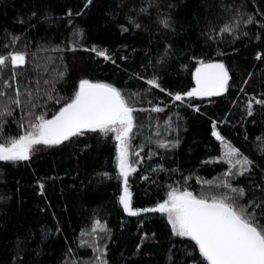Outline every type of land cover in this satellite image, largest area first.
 I'll list each match as a JSON object with an SVG mask.
<instances>
[{
	"label": "trees",
	"instance_id": "16d2710c",
	"mask_svg": "<svg viewBox=\"0 0 264 264\" xmlns=\"http://www.w3.org/2000/svg\"><path fill=\"white\" fill-rule=\"evenodd\" d=\"M131 2L133 0H94L93 5L85 7L86 0H0V52L6 50L3 47L7 43L5 29L9 32L27 29V39H21L16 45L18 50L26 45L29 53L28 63L17 67L21 87L25 78L33 85L39 79L43 90L47 87L44 80H50L57 71L67 70L65 78L54 85L59 90L60 103L54 100L43 103L47 96L37 99L40 110L46 109L49 117L73 94L78 80L84 76L116 82L130 92H140L144 108H148L149 101L163 103L169 99L168 93L133 76L135 71L143 73L140 64L151 59L164 87L173 91L188 90L195 86L194 71L199 63L192 57L221 58L216 53H222V58L234 71L235 82L230 81L228 93L187 98L190 103L200 104L199 112L180 101L162 112L151 108L143 111L138 106L135 114L143 127L132 141V160L137 162L139 144L144 145L142 155L153 147L161 155H152L151 159L146 156L135 173L130 174L133 205L147 206L166 198L170 185L190 187L197 193H215L230 165L226 160L214 158L228 151V141L257 160L258 173L264 172V164L258 159L264 156V145L255 139L264 132V109L254 104L256 111L251 115L245 109L250 93L264 94V60L255 57L256 51L264 52V32L257 31L258 25L243 24L241 28L249 32L247 36L220 32L225 23L234 20L238 11H264L258 8L260 0H176L175 33L158 24L155 10L150 17L147 14L140 17L141 28L128 23L129 31H122L120 24L126 23L123 13ZM140 2L135 0L137 4ZM169 2L160 0L162 5ZM68 8L74 13L83 8L84 12L70 18L64 15ZM37 9L40 16L48 18L37 22V18L32 17L30 23L34 27L21 23V17L29 21L30 11ZM110 12L113 14L109 15ZM69 19L73 21L71 25ZM76 26L84 29L79 42L88 47L71 48L70 32ZM253 33L261 39H255ZM165 41L174 44L179 51L168 58L166 67H161L159 56L165 54ZM93 46L108 48L115 53L117 62L113 64L100 57L98 51L92 50ZM44 67L49 71L44 72ZM147 68L153 71L151 65ZM10 74L11 69H6L5 77ZM245 79H248L246 85ZM146 87L151 91H143ZM20 116L21 109L17 107L15 117H9L5 125L6 134L22 131L17 124ZM169 116L180 125L181 144L175 149L159 148L145 139L146 136L155 139L157 121L161 135L174 138V133L165 135L163 132L164 121ZM24 119L27 121L26 116ZM216 129L226 137L225 141L214 135ZM117 151L118 142L113 135L92 134L73 137L58 146L38 145L27 161H0V197H3L0 199V264H9L18 251L24 253L21 260L26 257L28 264H82L99 255L92 244L97 234L99 243L107 245L106 255L111 264H163L168 251L183 264L185 249L190 252L195 241L190 237H175L163 214L133 216L123 211L118 200L123 181L118 178ZM157 162L164 165L162 171L156 169ZM105 172L111 176H104ZM145 173L148 178L140 179ZM41 178L45 181L44 193L37 184ZM237 182L249 187L258 183V176L245 173L232 180L233 184ZM97 218L102 223L107 222V232L102 228H97L95 233L91 231ZM141 219L143 225L139 223ZM45 228L50 229L47 234ZM145 231L155 232L156 237L147 240L138 250L139 254H134ZM81 240L88 243L81 244Z\"/></svg>",
	"mask_w": 264,
	"mask_h": 264
},
{
	"label": "snow or ice",
	"instance_id": "6c2138e0",
	"mask_svg": "<svg viewBox=\"0 0 264 264\" xmlns=\"http://www.w3.org/2000/svg\"><path fill=\"white\" fill-rule=\"evenodd\" d=\"M93 3L94 0H86L85 7L93 5ZM176 7H178L176 0H170L167 5H162L160 0H141L139 4L133 0L128 4L127 11L123 13L126 23L120 24V28L122 31H129L128 23H131L136 29L141 28L140 17L144 14L150 17L155 10L158 24L175 33L176 21L173 10ZM258 8H264V0H260ZM83 12V8L75 13L72 8H68L64 15L71 18L73 15L79 16ZM112 14V12L109 13V15ZM32 17H36L37 22L48 18L40 16L39 9H37L30 11L29 21H25L23 17L20 18V21L22 24L28 23L29 27H34L30 23ZM68 23L71 25L73 21L69 19ZM241 24L258 25L257 31L264 32V11L253 10L247 13L243 10L238 11L235 13L234 20L225 23L220 32L227 31L234 36L249 35L248 31L241 28ZM146 30L151 32V29ZM26 32L27 29H24L23 32H9L5 29L7 43L3 47L6 50L0 52V161L30 160L38 145L58 146L64 144L65 141H70L73 137L92 134L109 137L111 134L118 142L116 163L119 170L118 178L123 181V190L119 194L118 200L123 211L133 216H139L142 213L163 214L175 237H190L192 241H195L190 252L185 249L183 264H264V172L258 173L257 169L260 165L257 160L252 159L250 155L232 144L231 141H228V151L222 157L218 155L214 158L226 160L230 165L219 181V188L215 193L204 191L197 193L190 187L180 188L170 185L166 192V198H160L147 206L133 205L130 174L135 173L137 167L140 166L139 162L144 161L146 156L151 159L152 155H161L156 147H153L149 153L142 155L144 145L139 144L136 146L137 162L132 160V141L143 127L138 124L135 114L138 106L143 111H148V108H151L156 112H162L170 104L174 107L175 102L180 101L189 104L191 108L199 112L201 110L200 104L190 103L187 98L212 97L228 93L230 81L235 82L233 79L234 71L230 68L229 63H226V60L222 58V53H216V56L221 58L192 57L199 63L195 69V86L188 90L173 91L164 87L161 76L155 72L156 65L151 59L140 64L139 67L143 73L135 71L133 76L139 78L140 82H146L147 85L168 93L169 99L163 103L156 102L153 104L149 101L148 108H144L141 104L140 92H130L124 87L118 86L116 82L84 76L78 80V87L74 88L73 94L49 117L46 109L40 110L37 99L41 96H47L48 99L44 100L43 103H48V100L60 103V93L54 85L58 80L65 78L67 70L57 71L50 80H44L43 83L47 87L43 90L40 88L41 81L39 79L33 85L31 81L25 78L24 86L21 87V80L18 79L20 73L17 71V67L28 63L29 53L26 45L20 50L16 48V45L21 39H27ZM253 35L255 39H261L259 35L255 33ZM83 36L84 29L82 27L76 26L71 30L70 38L73 50L78 47H88V45L79 42ZM165 43V54L159 56L161 67H166L168 58L174 52L179 51L174 44L167 43V41ZM54 47L59 49V46ZM92 50L98 51L100 57L112 61L113 64L117 62L115 53L110 52L106 47L97 49L93 46ZM255 57L258 60H264V52L256 51ZM122 59L127 60L128 58L123 57ZM147 65H151L153 71L149 72ZM36 66L40 67V65ZM9 68L11 74L5 77V70ZM43 71L48 72L49 68L44 67ZM251 75L249 73V77ZM243 83L248 84V79H245ZM241 90L243 91V89ZM143 91L150 92L151 88L146 87ZM262 96L264 94L257 96L255 92L249 94L245 105L248 115L256 111L254 104H259L264 109ZM160 99L163 100V97ZM25 106H27L26 110ZM17 107L21 109V116L17 120V124L22 131L15 135L6 134L5 125L8 123L9 117H15ZM25 116L27 121L24 119ZM148 127H152V125H148ZM155 127L157 133L155 139L146 136V140L163 149H175L181 144L180 125L175 124L171 116L164 121L163 132L165 135L174 133V138L168 139L161 135L159 121L156 122ZM213 127L215 128V122ZM134 130H136L135 133ZM214 135L222 142L226 140L219 129H216ZM255 139L264 145V132H261ZM209 159L213 158L210 157ZM258 159L261 164H264V156ZM156 169L162 171L164 165L157 162ZM245 173L249 175L256 173L258 183H253L249 187H245L239 182L232 183L236 176H243ZM103 175L111 176L107 172ZM147 178V173L140 177V179L145 180ZM37 184L39 191L44 193V179H38ZM2 198L0 197V199ZM139 223L143 225L144 220L141 219ZM97 228H102L107 232V222L102 223L97 218L91 231L95 233ZM56 230L59 231L58 228ZM44 231L47 234L50 229L45 228ZM155 237V232H143L142 238L136 245L137 252L134 254H139L138 250L145 242ZM99 239L97 234L96 239L92 241L99 255L92 258L89 264H111L106 255L108 252L107 245H101ZM80 242L81 244L88 243L84 240ZM22 255L24 253L18 251L9 264H28L26 257L21 260ZM163 264H180V258L172 256L171 251H168Z\"/></svg>",
	"mask_w": 264,
	"mask_h": 264
},
{
	"label": "rangeland",
	"instance_id": "374dc122",
	"mask_svg": "<svg viewBox=\"0 0 264 264\" xmlns=\"http://www.w3.org/2000/svg\"><path fill=\"white\" fill-rule=\"evenodd\" d=\"M197 66H198V65H197ZM197 66H196V67H197ZM194 81H195V71H194ZM226 152H227V151H225V153H226ZM225 153H224V154H225ZM82 264H89V261L83 262Z\"/></svg>",
	"mask_w": 264,
	"mask_h": 264
}]
</instances>
